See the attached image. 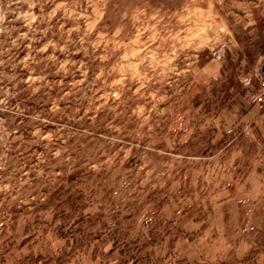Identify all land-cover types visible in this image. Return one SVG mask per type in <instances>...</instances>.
Listing matches in <instances>:
<instances>
[{
	"label": "rangeland",
	"instance_id": "1",
	"mask_svg": "<svg viewBox=\"0 0 264 264\" xmlns=\"http://www.w3.org/2000/svg\"><path fill=\"white\" fill-rule=\"evenodd\" d=\"M0 15V264H264V0Z\"/></svg>",
	"mask_w": 264,
	"mask_h": 264
},
{
	"label": "crops",
	"instance_id": "2",
	"mask_svg": "<svg viewBox=\"0 0 264 264\" xmlns=\"http://www.w3.org/2000/svg\"><path fill=\"white\" fill-rule=\"evenodd\" d=\"M240 108L241 107L237 105H230L229 107L222 109L213 119L215 128L219 131H227L234 126L238 119L247 116L248 118L254 117V123L257 124V130L259 134H262V137H264V115L259 113L256 108H252V110L244 114Z\"/></svg>",
	"mask_w": 264,
	"mask_h": 264
},
{
	"label": "built area",
	"instance_id": "3",
	"mask_svg": "<svg viewBox=\"0 0 264 264\" xmlns=\"http://www.w3.org/2000/svg\"><path fill=\"white\" fill-rule=\"evenodd\" d=\"M251 102H258L264 105V80L261 79V83L257 90L254 92L253 97H251Z\"/></svg>",
	"mask_w": 264,
	"mask_h": 264
},
{
	"label": "clouds",
	"instance_id": "4",
	"mask_svg": "<svg viewBox=\"0 0 264 264\" xmlns=\"http://www.w3.org/2000/svg\"><path fill=\"white\" fill-rule=\"evenodd\" d=\"M3 19V16L2 15H0V20H2Z\"/></svg>",
	"mask_w": 264,
	"mask_h": 264
},
{
	"label": "water",
	"instance_id": "5",
	"mask_svg": "<svg viewBox=\"0 0 264 264\" xmlns=\"http://www.w3.org/2000/svg\"><path fill=\"white\" fill-rule=\"evenodd\" d=\"M262 69L264 70V66L262 67Z\"/></svg>",
	"mask_w": 264,
	"mask_h": 264
}]
</instances>
